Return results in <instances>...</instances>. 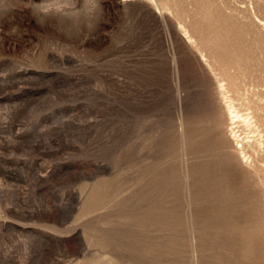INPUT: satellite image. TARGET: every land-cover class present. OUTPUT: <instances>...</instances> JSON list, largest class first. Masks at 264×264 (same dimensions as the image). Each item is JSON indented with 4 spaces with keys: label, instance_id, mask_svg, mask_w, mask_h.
I'll list each match as a JSON object with an SVG mask.
<instances>
[{
    "label": "rangeland",
    "instance_id": "obj_1",
    "mask_svg": "<svg viewBox=\"0 0 264 264\" xmlns=\"http://www.w3.org/2000/svg\"><path fill=\"white\" fill-rule=\"evenodd\" d=\"M0 264H264V0H0Z\"/></svg>",
    "mask_w": 264,
    "mask_h": 264
},
{
    "label": "bare ground",
    "instance_id": "obj_2",
    "mask_svg": "<svg viewBox=\"0 0 264 264\" xmlns=\"http://www.w3.org/2000/svg\"><path fill=\"white\" fill-rule=\"evenodd\" d=\"M239 39V38H238ZM236 46H235V48L237 49V51H240L241 53H243V54H245L244 56L243 55H241L240 54V56H233L232 57V59H231V62L233 63V62H236V63H239V64H242V63H244L245 61H247V60H250L251 59V55L249 54V52H250V49H249V46L247 45V42H245V41H238V42H235L234 43ZM234 44L232 43V42H230V43H226V47H234ZM201 46V45H200ZM223 57V56H222ZM224 58V57H223ZM247 59V60H246ZM183 123V122H182ZM184 124V123H183ZM184 133V132H183ZM240 142L239 141H236L235 142V145H236V148H237V150L239 149L240 150V155H241V157H242V154L244 153V151H242V146L240 147ZM185 146V145H184ZM238 150V151H239ZM186 154V153H185ZM246 157V155L245 156H243V159ZM247 161V160H246Z\"/></svg>",
    "mask_w": 264,
    "mask_h": 264
}]
</instances>
